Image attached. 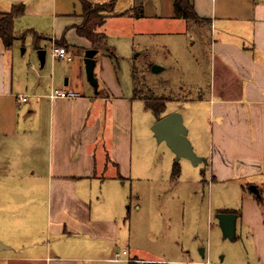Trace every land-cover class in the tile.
<instances>
[{"label":"crops","instance_id":"0c3cea01","mask_svg":"<svg viewBox=\"0 0 264 264\" xmlns=\"http://www.w3.org/2000/svg\"><path fill=\"white\" fill-rule=\"evenodd\" d=\"M189 1L198 20L176 17L172 0H115L114 12L98 31L107 38L112 23L127 36H150L153 33L145 26L176 19L190 24L189 30L200 38L209 26L208 92L206 97L196 95L199 102L208 103L212 117L208 206L212 214L215 209L237 214L235 239L244 241L250 235L258 245L253 260L243 252L228 254L227 244H221L222 253H214L210 239L193 252V246H185L182 234H177L193 221L184 213L166 220L173 228L154 249L142 250L131 242L132 222L129 234H123L121 226L130 214L129 205L125 209V183L151 177L150 172L146 176L149 165L143 161L134 129L140 105L142 110L148 108L134 84L125 90L115 67L113 73L102 67L108 63L105 59L111 62L116 56L103 51L104 60H97L101 46L93 47L77 34L75 26L83 21L81 0H0V12L24 4L14 19L16 34L30 29L42 36L35 46L34 34L26 35L34 53L26 60L16 52L24 41L17 38L5 47L0 40V264H178L183 255L202 256L201 264L207 260L264 264V0ZM60 33L66 35L71 60L51 54ZM130 47L135 51L133 43ZM42 48L43 63L37 54ZM88 48L97 49V91L85 73ZM199 53L192 55L197 67ZM154 63L149 59V66ZM53 87L80 95L51 99L47 94ZM20 94L26 99L18 100ZM156 119L149 118L150 129ZM143 129L140 132L146 133ZM173 180L177 184V177ZM217 182L237 186L240 202L213 205ZM250 183L258 193L246 189ZM195 185L197 193L201 179ZM209 229L217 239L222 233L219 225ZM116 252L122 253L120 260H114Z\"/></svg>","mask_w":264,"mask_h":264},{"label":"rangeland","instance_id":"374dc122","mask_svg":"<svg viewBox=\"0 0 264 264\" xmlns=\"http://www.w3.org/2000/svg\"><path fill=\"white\" fill-rule=\"evenodd\" d=\"M114 26L112 23L109 25L110 32L106 38V44L101 46L97 60L100 61L101 52L112 50L116 57L112 58L111 62L105 59L108 63L102 65V67L106 65L107 68L112 70V73L115 67L116 73L114 74L125 90H130V84H134L136 93L140 98L152 94L163 96L166 100L165 114L173 111L181 113L183 123L187 128V137L194 151L199 156L207 159L206 162L202 161L197 165L192 164L189 159L184 157L176 160L175 154L166 143L164 141L158 142L150 129L149 118H154V113H151L149 108L142 110L143 107L140 105L141 109L135 114L134 129L136 131H134L137 136L139 134L138 144H140V150L144 151V153L142 152L143 155L141 153L140 155L143 156V161L149 165L146 176L150 172L149 176L151 177L147 176L149 181L129 180L125 183V209L127 210V205H129L130 214L125 224L121 226V229L124 230L123 234L125 236L129 234L128 224L132 222L131 242L132 240L136 242L142 250L144 248L154 249L156 243H161L160 240L162 242L167 240V233L171 232L172 225L170 224L168 227L166 220L173 214L175 218L184 213L185 217L192 216L193 221L182 230H177V234H182V242L185 246L188 244L193 246V252H197L196 246L201 245V241L206 243L207 239H210L214 253H218V251H220L219 254L222 253L223 246L227 244L228 254L239 256L244 253L246 259L252 261L254 258L253 252L258 245L254 244L249 234L247 239L242 241L238 237L234 240L223 239L222 233L217 239L213 234L210 235L208 231L210 226L213 230L219 225L215 213L216 209L213 214L210 213L212 207L208 206L207 192V185L212 180L211 164L209 163L210 148L208 146V133L212 117L209 116L208 103L199 102L196 95L202 93L203 97L204 95L206 97L208 92L209 26L205 28L200 38L189 30L190 24L176 19L170 23L145 26L153 33L150 36L145 35L146 37L141 35L137 37L127 36L114 29ZM141 27V25L138 26V28ZM19 28L20 26L16 25V29ZM163 30L166 31L165 35L162 33ZM63 36L66 38L64 33H60L57 36L59 37L58 40ZM132 43L135 47L133 52L131 51L133 48L130 47ZM190 43H193V45L191 46ZM113 47H115V50ZM23 48H27L25 52H22ZM138 51L141 53L135 56ZM16 52L19 58L23 60L34 56V53L30 50L28 37H25L24 42L21 43ZM197 52H200L199 61L201 62V66L198 67L196 57L195 61L192 60V55L197 56ZM101 59L104 60L103 56ZM149 59L155 61L154 64L161 68H165L152 72L151 66L153 64L148 65ZM197 68L199 74H197ZM106 75L113 78L111 73L108 74L107 72ZM135 109L137 108L135 107ZM143 128L146 133L140 132ZM174 164L177 165V173L171 174ZM174 177H177V184L173 180ZM197 179H201V185L195 193L193 191H196ZM250 184L244 185L247 190H250ZM213 187V205H220L225 202L232 203L233 199H238L237 186L217 182L214 183ZM238 202H240V199H238ZM134 204H136V207H134ZM177 226L179 225L177 224ZM152 233L154 236L151 237L150 234ZM177 234L175 239H177ZM194 234H197L198 238L194 239ZM157 253H160V250ZM202 261H204L202 256L196 258L193 255H183L182 261L178 264H201Z\"/></svg>","mask_w":264,"mask_h":264},{"label":"trees","instance_id":"16d2710c","mask_svg":"<svg viewBox=\"0 0 264 264\" xmlns=\"http://www.w3.org/2000/svg\"><path fill=\"white\" fill-rule=\"evenodd\" d=\"M172 1L176 17L188 20L199 19V17L194 11L192 3L189 0ZM114 5L115 0H107L102 2H90L86 0H81L83 21L75 26L77 34L88 39L92 43L93 47L105 45L106 35L103 32L98 31V27L101 26L104 20L114 12ZM23 10L24 4L18 3L14 4L10 10L0 12V40L5 47H9L17 38L24 41L28 33L34 34L33 43L35 46H38V41L42 38L41 35L35 34L30 29L23 31L19 35L15 33L14 19L18 15H20ZM56 45H60L65 49L69 47L65 36H63L60 40H57ZM109 53L114 57V53L112 50ZM134 91L136 93L135 88ZM148 97H141L146 107L154 113L156 118L163 116L166 110V100H164V97L153 94ZM176 169L177 165L174 164L172 174L177 173Z\"/></svg>","mask_w":264,"mask_h":264},{"label":"water","instance_id":"95a60500","mask_svg":"<svg viewBox=\"0 0 264 264\" xmlns=\"http://www.w3.org/2000/svg\"><path fill=\"white\" fill-rule=\"evenodd\" d=\"M96 52V48H88L84 52L86 77L95 91H97L98 88V80L94 74V55ZM37 54L39 60L43 63L45 49L42 48L37 50ZM160 69L161 67L157 64L151 66L152 72H157ZM151 130L158 142L164 141L166 143L170 150L175 154L176 160L184 157L189 159L194 165H197L202 161H207L205 157L199 156L194 151L193 146L187 137V128L183 123L182 115L178 111H173L157 118L152 124ZM249 189L258 193V189L254 184H250ZM216 217L218 218L223 237L234 240L237 214L235 212L221 211L216 213ZM1 245L2 243L0 242V246Z\"/></svg>","mask_w":264,"mask_h":264},{"label":"built area","instance_id":"2783aa9c","mask_svg":"<svg viewBox=\"0 0 264 264\" xmlns=\"http://www.w3.org/2000/svg\"><path fill=\"white\" fill-rule=\"evenodd\" d=\"M51 54L55 57L65 58L67 60L72 59V54L69 53L64 47L53 44L51 46ZM48 97L51 99L56 98H75L80 95V93L73 89H67V88H60V87H53L48 92ZM26 95L20 94L18 95V100H25ZM125 250V249H124ZM123 250V251H124ZM121 252H116L114 260H120L121 259ZM205 264H222V262H211V261H205Z\"/></svg>","mask_w":264,"mask_h":264}]
</instances>
